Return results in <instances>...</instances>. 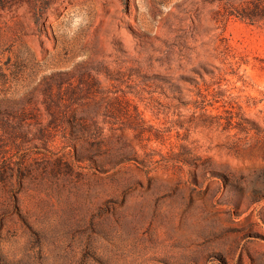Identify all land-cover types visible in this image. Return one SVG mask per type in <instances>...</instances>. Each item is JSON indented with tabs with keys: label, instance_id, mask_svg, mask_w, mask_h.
<instances>
[{
	"label": "rangeland",
	"instance_id": "1",
	"mask_svg": "<svg viewBox=\"0 0 264 264\" xmlns=\"http://www.w3.org/2000/svg\"><path fill=\"white\" fill-rule=\"evenodd\" d=\"M0 264H264V0H0Z\"/></svg>",
	"mask_w": 264,
	"mask_h": 264
}]
</instances>
